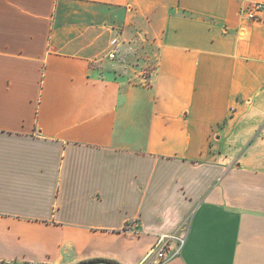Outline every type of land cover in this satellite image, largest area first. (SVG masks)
<instances>
[{
	"label": "crops",
	"instance_id": "1",
	"mask_svg": "<svg viewBox=\"0 0 264 264\" xmlns=\"http://www.w3.org/2000/svg\"><path fill=\"white\" fill-rule=\"evenodd\" d=\"M254 3L0 0V264H139L185 218L160 264H264ZM114 10L146 19L145 82L93 63Z\"/></svg>",
	"mask_w": 264,
	"mask_h": 264
},
{
	"label": "rangeland",
	"instance_id": "2",
	"mask_svg": "<svg viewBox=\"0 0 264 264\" xmlns=\"http://www.w3.org/2000/svg\"><path fill=\"white\" fill-rule=\"evenodd\" d=\"M115 17L118 20L116 24L110 22L108 26L106 24L105 26L108 27L110 36H116L120 40V51L117 58L106 59L103 55V48L97 57L98 60L93 63L101 74L122 75L128 79L131 78V82H144L143 79L148 78L156 62V52L152 42L142 33L147 27L146 19L141 14H135L128 23L126 14L123 11L117 12V10H114L112 15L113 19ZM186 223L187 218L181 224L186 225Z\"/></svg>",
	"mask_w": 264,
	"mask_h": 264
},
{
	"label": "built area",
	"instance_id": "3",
	"mask_svg": "<svg viewBox=\"0 0 264 264\" xmlns=\"http://www.w3.org/2000/svg\"><path fill=\"white\" fill-rule=\"evenodd\" d=\"M264 9L263 3H254L251 7L243 11L245 18L254 20ZM120 40L116 36H112L108 42V48L105 51V58L114 60L120 51ZM145 82L146 79H143ZM186 236V226L184 224L178 226L175 230L168 234H160L150 245L145 258L139 263L144 264L151 260L153 264H160L166 259H170L178 255L179 250Z\"/></svg>",
	"mask_w": 264,
	"mask_h": 264
},
{
	"label": "trees",
	"instance_id": "4",
	"mask_svg": "<svg viewBox=\"0 0 264 264\" xmlns=\"http://www.w3.org/2000/svg\"><path fill=\"white\" fill-rule=\"evenodd\" d=\"M108 262H111V261H108ZM111 263H113V262H111Z\"/></svg>",
	"mask_w": 264,
	"mask_h": 264
}]
</instances>
